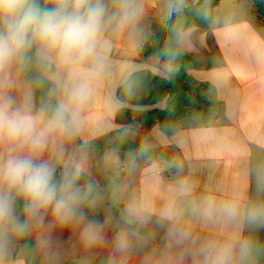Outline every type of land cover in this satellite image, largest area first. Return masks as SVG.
<instances>
[{"label":"clouds","instance_id":"obj_1","mask_svg":"<svg viewBox=\"0 0 264 264\" xmlns=\"http://www.w3.org/2000/svg\"><path fill=\"white\" fill-rule=\"evenodd\" d=\"M185 7L187 0H165L162 21ZM145 14V0H0V264H23L32 238L46 261L58 258L57 231L76 236L85 250L110 248L107 264H127L137 254L141 264H177L187 256L199 264H257L261 248L251 238L205 240L193 249L190 230L175 224L163 250L149 249L150 210L130 201L116 220L106 205L117 190L109 196L94 176L85 113L110 76L107 37L142 38ZM187 36L177 25L165 55L174 59ZM28 72L34 75L18 95L17 77ZM34 87L44 89L38 105ZM129 134L132 125L122 130ZM117 159L115 152L105 156L106 163ZM137 167V154L129 153L126 171ZM214 212L238 227L264 226V201L243 208L209 203L202 215L208 220ZM175 218L165 208L156 224L165 228Z\"/></svg>","mask_w":264,"mask_h":264},{"label":"crops","instance_id":"obj_2","mask_svg":"<svg viewBox=\"0 0 264 264\" xmlns=\"http://www.w3.org/2000/svg\"><path fill=\"white\" fill-rule=\"evenodd\" d=\"M145 7L142 38L128 34L107 37L110 76L100 82L85 113L88 130L83 139L88 142L94 176L109 196L117 190L118 198H109L106 205L116 220H121L130 201L150 210L152 223L144 229L152 234L149 249L163 250L168 243L167 229L175 224L190 230L193 249L205 240L251 238L261 248L257 264H264V226L238 227L218 212L208 220L202 215L209 203L219 206L235 201L243 208L264 201V20L251 0H223L215 7L208 27L187 29L180 50L195 62L189 78L210 88L204 92L206 101L201 108L190 109L178 122V130L166 134L157 122L142 126L139 116L117 121L122 108L117 94L130 77L140 70L164 71L162 61L141 60L139 51L165 24V0H145ZM17 82L20 95L29 80L21 73ZM34 99L38 105L35 90ZM128 125L134 129L129 135L156 152L155 156L114 148ZM109 152H115L118 159L106 163ZM129 153H136L138 159V167L131 173L125 169ZM165 208H171L176 218L160 228L156 221ZM99 218H104L103 212ZM112 235L110 230L109 238ZM54 236L58 258L46 261L37 251L39 264H107L110 248L85 250L67 231H57ZM20 258L27 264L24 253ZM127 264H141V255L129 258ZM177 264L199 261L187 256Z\"/></svg>","mask_w":264,"mask_h":264},{"label":"trees","instance_id":"obj_3","mask_svg":"<svg viewBox=\"0 0 264 264\" xmlns=\"http://www.w3.org/2000/svg\"><path fill=\"white\" fill-rule=\"evenodd\" d=\"M223 0H201L197 5L187 7L176 13L168 20L150 41L139 51L141 60L157 58L169 68L162 75L152 70H140L135 72L121 87L117 94V100L123 107L117 113V121L123 122L133 115L140 117L141 125L149 127L157 122L161 130L166 134H173L178 130V122L184 119L190 109H200L205 103L204 92L210 87L198 85L189 78V71L195 66L192 57L182 52L179 48L174 59H170L164 53V48L173 35L177 25H183L185 30L192 27L209 26L215 7ZM258 15L264 20V0H251ZM175 48V45H173ZM27 79H32L34 73H23ZM36 100L39 104L42 93L41 87H34ZM167 101L165 109L158 105ZM143 108L146 110L137 111ZM119 151H140L146 156H155L156 152L145 149L130 135L124 136L122 132L114 145ZM30 251L24 252L27 264H39L35 244L30 239L28 242Z\"/></svg>","mask_w":264,"mask_h":264},{"label":"rangeland","instance_id":"obj_4","mask_svg":"<svg viewBox=\"0 0 264 264\" xmlns=\"http://www.w3.org/2000/svg\"><path fill=\"white\" fill-rule=\"evenodd\" d=\"M169 70V68L167 67V66H164V72H167ZM159 75H162V76H164L162 73H159ZM161 104H163L164 105V108H162V109H165L166 107H167V101H164V102H162V103H160L159 105H161ZM122 105V104H121ZM159 105H158V107H159ZM122 107H123V105H122ZM160 108V107H159ZM137 111H140V110H146V109H143V108H138V109H136ZM134 117H138L137 115H133L132 116V118H130V119H126V120H132ZM140 123H141V120H140Z\"/></svg>","mask_w":264,"mask_h":264},{"label":"built area","instance_id":"obj_5","mask_svg":"<svg viewBox=\"0 0 264 264\" xmlns=\"http://www.w3.org/2000/svg\"><path fill=\"white\" fill-rule=\"evenodd\" d=\"M201 0H187V7L197 5Z\"/></svg>","mask_w":264,"mask_h":264}]
</instances>
